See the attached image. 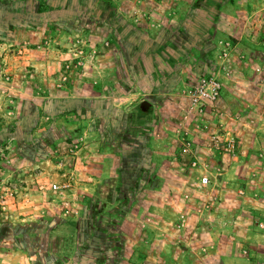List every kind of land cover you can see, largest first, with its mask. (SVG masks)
Here are the masks:
<instances>
[{"label":"rangeland","instance_id":"obj_1","mask_svg":"<svg viewBox=\"0 0 264 264\" xmlns=\"http://www.w3.org/2000/svg\"><path fill=\"white\" fill-rule=\"evenodd\" d=\"M209 1L0 0L2 264H264V237L244 229L264 235V218L244 210L243 229L232 228L231 206L255 191L224 176L223 156L206 158L210 182L200 185L204 168L181 149L190 136L205 158L224 123L238 142L224 167L236 161L248 174V151L264 171V140L249 126L264 115L250 118L224 91L201 116L187 96L214 74L233 90L235 35L264 0H220L215 17L200 16ZM191 21L208 29L195 41L183 35ZM257 22L252 45L264 58L262 14ZM144 97L154 117L132 126L128 109Z\"/></svg>","mask_w":264,"mask_h":264},{"label":"crops","instance_id":"obj_2","mask_svg":"<svg viewBox=\"0 0 264 264\" xmlns=\"http://www.w3.org/2000/svg\"><path fill=\"white\" fill-rule=\"evenodd\" d=\"M248 2H251V0H239L240 5L243 4H247ZM183 14L185 15L186 13L181 11V15L183 17ZM263 16L264 18V13H260V10L258 9H250L248 15H243L244 16V21L243 24L241 25V31L235 35L236 40H234L233 43V58H234V64H236L235 67H233L234 71L232 73V76L230 78L231 82L229 84L230 88H233L232 91H230L228 89V86H224L222 89V92L224 93L227 92L228 96H230L233 100V102H243L245 109H247V114L248 116L251 118V116L253 114L257 115H264V108L261 107V105L264 104V101H262V98L264 100V70H259L257 67L258 65L262 64L264 66V58H261L259 55L260 53L256 51V47L252 45V42L254 41L253 36H251L252 34H255L258 30V16ZM233 20H232V25H233ZM219 29V31H222V27H218L217 30ZM251 42V43H250ZM244 56L245 58L242 59L241 57ZM259 57V58H257ZM257 69V70H256ZM215 75V74H214ZM222 95V93H221ZM142 99H139L138 101H140ZM220 100V99H219ZM238 100V101H237ZM261 100V101H260ZM136 101V103L138 102ZM219 102V101H218ZM258 103H262V104H258ZM218 104V103H217ZM237 104V103H236ZM258 105V109L257 110H253V108ZM247 106H250L249 108H247ZM241 109V108H240ZM155 112V110H154ZM153 119V118H152ZM145 121L140 123L139 125H143L145 123H150V121ZM263 122L259 123H254V124H249V126L252 127V129L255 132V137L258 139V141L260 142V140H264V135H262V133L260 132V130H263V126L264 125V120H262ZM224 124V123H223ZM139 125L137 127H139ZM219 125H217L216 127H218ZM225 131H230L229 127L224 125H221ZM231 132V131H230ZM154 142H160V140L154 139ZM261 143V147H262V152L259 153V156H261V159L264 160V142H260ZM162 144V143H161ZM199 142L196 143L195 141V148L196 151L199 150L198 147ZM208 144L204 143V147L206 148ZM198 154H200L197 151ZM247 154L248 151L244 152V156L242 157L241 160L245 161L246 163H248V165L251 167V170L248 172V174L246 173L245 175H242V173H240V171H234V168L237 164V162L235 161L232 166L228 169L225 168L224 165L227 164L230 159H228L227 157L224 158H218L217 162L219 164V166L221 167V169H223L224 171V176H234L235 178H238L237 180L239 182H247L248 185H250L251 190L255 191L254 193H252L253 196H245L243 198V200H241L240 202H238L237 204L234 203V210L237 211L238 213L236 215V219L233 220V222L235 223L233 225V230H235L236 227H240V229H243L242 225L240 224V215L242 213V211L246 210L248 212H254L255 214L261 216L264 218V199L261 197H258L255 195L258 193V195H264V171H261L260 167H261V162L262 161H258L257 159L254 161H251L250 159L252 155L248 156ZM205 158L202 157V159L206 160V158L208 157L207 154H205L204 156ZM189 159V158H188ZM255 159V158H254ZM211 160V159H209ZM240 161V160H239ZM240 168V167H239ZM226 172V173H225ZM223 181L221 179L220 184L222 183V187H220V192L221 194H224V190L225 186H229V184L227 185H223ZM237 181L235 180V183ZM230 186H235L236 188L239 187V183L234 184L233 182L230 183ZM252 192V191H251ZM236 204V205H235ZM155 211H157L159 208L156 206L154 207ZM253 210H252V209ZM247 224L250 223V219L248 218L245 221ZM246 226V225H245ZM247 227H244V229L247 231V234L250 238H258V237H264V235L261 234H256L250 231V229ZM254 236V237H253ZM16 253V252H15ZM17 255V253H16ZM2 256V250L0 248V264L1 263V257ZM21 257V255H18ZM6 264H17L16 262V257H8L7 260H5Z\"/></svg>","mask_w":264,"mask_h":264},{"label":"built area","instance_id":"obj_3","mask_svg":"<svg viewBox=\"0 0 264 264\" xmlns=\"http://www.w3.org/2000/svg\"><path fill=\"white\" fill-rule=\"evenodd\" d=\"M226 55L227 49L223 51L222 57ZM222 59V63H219V67L224 73H227L228 69L225 64V58ZM222 89L223 80L217 74L195 84L189 89L187 94L191 108L195 109L197 115L203 116L206 111H211L212 114H215L216 105L221 96ZM221 125H223V123H219V126L216 127L209 137V145L206 146L208 150V159L222 156L231 159L237 154L238 142L235 136L230 131H225ZM181 141L182 153L189 157L190 165L196 170L204 168L199 175V184L206 186L210 182V171L207 169V164L205 163L207 159L203 160L199 157L192 137H183V135H181ZM53 187L55 189L66 188L68 184L65 183L64 185H60L54 183Z\"/></svg>","mask_w":264,"mask_h":264},{"label":"trees","instance_id":"obj_4","mask_svg":"<svg viewBox=\"0 0 264 264\" xmlns=\"http://www.w3.org/2000/svg\"><path fill=\"white\" fill-rule=\"evenodd\" d=\"M208 5L209 6L206 7V10H204L200 14V16H202V17H204V16L215 17L216 14H218L220 0H210ZM209 29H211V26L209 27ZM202 30L208 31L207 28H205V27L202 28V25L201 26L194 25L192 21L186 22V27H185V30L183 32V35L188 34V36L192 40L195 41L198 38H200L202 35H204ZM206 47H210V45L208 44V45H206ZM155 104H156L155 100L152 97H144L142 100L133 104L128 109V112L130 113V116H131V125L132 126H138L142 122L151 120L154 117Z\"/></svg>","mask_w":264,"mask_h":264}]
</instances>
